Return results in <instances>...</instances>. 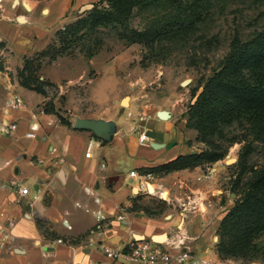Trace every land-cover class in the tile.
I'll use <instances>...</instances> for the list:
<instances>
[{"label":"crops","instance_id":"0c3cea01","mask_svg":"<svg viewBox=\"0 0 264 264\" xmlns=\"http://www.w3.org/2000/svg\"><path fill=\"white\" fill-rule=\"evenodd\" d=\"M72 2L0 4V42L6 43L16 63L52 40L59 29L57 21H64ZM0 79L4 83L0 86V112L4 110L0 115V212H5L13 236L0 264H122L87 242L99 210L108 216L104 233L95 236L99 243L118 246L133 238L153 240L173 255L188 253L210 264H229L217 250L218 229L236 196L218 178L223 166L211 167L210 179L203 177L208 166L167 174L155 171L180 155L202 151L196 131L188 128L179 110L160 105L142 111L131 99L128 107L113 103L70 119L69 125L41 109L46 101L41 93L12 84L3 71ZM14 89L25 100L22 110L7 108ZM159 110L169 111L171 117L160 119ZM141 114H147V119L140 121ZM79 119L104 122L106 137L76 129ZM12 123L18 128L7 130ZM32 125L39 127L35 138L28 137ZM142 131L150 137L149 146L139 142ZM154 143L161 146L154 148ZM88 149L91 157L86 156ZM31 160L37 163L32 165ZM132 170L138 177L130 175ZM146 173L152 174L147 191L139 186ZM14 180L30 193L20 195ZM157 236L164 238L156 240Z\"/></svg>","mask_w":264,"mask_h":264},{"label":"rangeland","instance_id":"374dc122","mask_svg":"<svg viewBox=\"0 0 264 264\" xmlns=\"http://www.w3.org/2000/svg\"><path fill=\"white\" fill-rule=\"evenodd\" d=\"M30 1L34 0H0V4L29 6ZM72 1L64 21H57L59 29L52 40L37 54L16 63L7 47L0 46V71L8 73L11 83L20 86H23V78L32 76L34 86L45 92L46 101L41 109L65 123L113 103L128 107L131 99L142 111L160 105L171 106L185 117L192 110L203 82L229 53L232 39L236 35L243 39L264 35V0H214L212 13L194 33L185 34L183 40L177 38L178 35L164 40L152 53L136 35L147 24L152 25L155 16L152 11L134 9L129 28L123 30L115 25H92L95 8L100 11L104 7L99 4L101 0ZM83 20L88 23L84 25ZM1 85L4 83L0 79ZM13 91L17 93L16 89ZM127 96L129 103L124 105L122 100ZM1 109L0 115L4 112ZM187 118L188 128L198 136L194 120ZM234 134L241 137L247 131L240 127L223 142L227 143ZM251 140L248 137L235 142L223 159L207 165L223 166L218 178L227 182L231 191L235 182H247L264 165V144L257 141L252 144L253 150L245 166L238 165L244 147ZM197 142L201 150L207 149L203 142ZM161 206V203L156 205L158 209ZM219 242L218 230L217 244ZM262 242L261 246L264 240ZM221 259L230 261L229 264H264V250L253 260Z\"/></svg>","mask_w":264,"mask_h":264},{"label":"trees","instance_id":"16d2710c","mask_svg":"<svg viewBox=\"0 0 264 264\" xmlns=\"http://www.w3.org/2000/svg\"><path fill=\"white\" fill-rule=\"evenodd\" d=\"M213 1L101 0L99 4L104 7L100 11L95 8L91 20L95 26L115 25L127 30L134 9L152 11L155 14L152 25L147 24L136 35L153 53L158 49L156 45L164 40L177 35L183 40L186 39L185 34L194 33L198 25L212 13ZM82 23L86 25L88 22L83 20ZM0 46L5 47L6 44L2 42ZM33 81L32 76L28 75L21 84L45 95L42 89L34 86ZM187 117L194 120L193 127L198 131L196 140L203 142L207 149L180 155L155 171L167 174L199 166L207 167L223 159L235 142L245 141L249 137L252 142L244 147L238 161L240 167L245 166L253 150L252 144L256 141L264 144L263 34L247 39L236 35L232 39L229 53L203 82L192 110L185 115L188 126ZM240 127L247 131L246 135L239 137V134H234L227 143L223 142L226 136L236 133ZM232 192L237 198L235 206L223 218L218 229V253L221 258H259L264 250V244L260 245L264 240V165L247 182H235ZM38 225L42 227L40 220Z\"/></svg>","mask_w":264,"mask_h":264},{"label":"built area","instance_id":"2783aa9c","mask_svg":"<svg viewBox=\"0 0 264 264\" xmlns=\"http://www.w3.org/2000/svg\"><path fill=\"white\" fill-rule=\"evenodd\" d=\"M24 98L17 94L12 93L7 101V106L9 110H22L25 108ZM147 114H141L139 116L140 121L146 120ZM18 128L17 123H12L7 126V130H16ZM38 126L32 125L31 131L28 133L29 138H35ZM139 142L142 145H150V137L146 131L140 132ZM87 157L92 156L91 149L86 152ZM32 165L37 162L35 160L30 161ZM212 166H208L204 178L210 179L213 175ZM132 177H138L135 170L130 172ZM143 178L139 180V186L142 190H148V179L152 178L151 173H146ZM201 179V178H200ZM13 187L18 191L20 195H28L30 189L23 186L19 181L14 180L12 182ZM122 211L125 210L124 207L121 208ZM108 216L101 210L97 211V222L93 228L87 234V242L90 245H95L98 249L103 252V254L113 261L121 262L122 264H210V262L204 258H198L191 256L188 253H181L173 255L167 248L158 245L153 240L145 239H131L130 241L123 243L118 246L110 245L108 243H99L96 237H100L106 228ZM13 241V236L9 231V225L6 223L5 212H0V258L6 253L11 242ZM59 243H65L63 239L58 240ZM70 246H73L71 242H68Z\"/></svg>","mask_w":264,"mask_h":264},{"label":"water","instance_id":"95a60500","mask_svg":"<svg viewBox=\"0 0 264 264\" xmlns=\"http://www.w3.org/2000/svg\"><path fill=\"white\" fill-rule=\"evenodd\" d=\"M128 99H130L128 96L125 97L122 100V104L127 105V103H125V101ZM157 114H158V117L162 120H167L171 117L170 112L167 110H159ZM104 126H105L104 122L96 121V120H88V119H79L75 123L76 129L92 130L100 137H106V131H105ZM152 146L154 148H159L161 146V144L154 143ZM150 189L152 190V188H150ZM234 195H236V194H234ZM163 238L164 237L157 236L155 239L156 240H162Z\"/></svg>","mask_w":264,"mask_h":264},{"label":"bare ground","instance_id":"6f19581e","mask_svg":"<svg viewBox=\"0 0 264 264\" xmlns=\"http://www.w3.org/2000/svg\"><path fill=\"white\" fill-rule=\"evenodd\" d=\"M46 12H47V11H46ZM125 103H127V104H128V103H129V99H128V100H126V101H125Z\"/></svg>","mask_w":264,"mask_h":264}]
</instances>
